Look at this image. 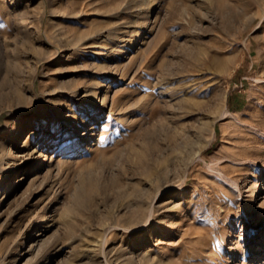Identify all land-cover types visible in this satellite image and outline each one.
Listing matches in <instances>:
<instances>
[{
  "label": "rangeland",
  "instance_id": "rangeland-1",
  "mask_svg": "<svg viewBox=\"0 0 264 264\" xmlns=\"http://www.w3.org/2000/svg\"><path fill=\"white\" fill-rule=\"evenodd\" d=\"M261 182L264 0H0V264H264Z\"/></svg>",
  "mask_w": 264,
  "mask_h": 264
},
{
  "label": "bare ground",
  "instance_id": "bare-ground-1",
  "mask_svg": "<svg viewBox=\"0 0 264 264\" xmlns=\"http://www.w3.org/2000/svg\"><path fill=\"white\" fill-rule=\"evenodd\" d=\"M152 25H153V24H152ZM152 27H153V26H152ZM23 31H25L27 35H33V32H32V31H29V30H23ZM24 34H25V33H24ZM5 49H6V51H11L10 48H5ZM166 88H167V87H166ZM167 89H168V88H167ZM167 89H165V87H164V90H163V89H162V90L165 92ZM167 91H168V90H167ZM167 91H166V92H167ZM166 92H165V93H166ZM168 92H169V91H168ZM169 93H170V92H169ZM169 93H168V94H169ZM171 93H172V92H171ZM224 111H225V110H224ZM225 113H226V114H228V113L230 114V110L226 109ZM89 114H90V113H89ZM222 115H223V114H222ZM223 116H224V115H223ZM218 117H219V116H218ZM93 118H94V117H93ZM81 123H83V122L81 121ZM71 131H72V130H71ZM246 148H247V147H246ZM246 151H247V150H246ZM45 152H46V150H45ZM248 152L250 153V151H248ZM16 155H19V154H16ZM234 155H235V158H239V159H240V158H244V156H242L243 153H241V152H240V153H235ZM198 156L201 157V154L198 153ZM45 159H46V158H45V156H44V160H45ZM163 163H164V162H162V165H163ZM160 164H161V162H160ZM38 167H40V165H37V166H36V168H38ZM165 167H166V166H165ZM168 167H169V165H168ZM156 168H157V167H156ZM252 171H254V170H252ZM151 173H152V172H151ZM166 174H167V169L163 168V166H162V167H159V166H158V169H156V170L152 173V175H149V176H151L152 182H153V179H154V181H155V179H156V180H158V181H160V182H165V180L168 178V177L166 178ZM251 175H252V176H256V174H255L254 172H252ZM167 176H168V175H167ZM149 179H150V177H149ZM160 182H159V183H160ZM165 183H166V182H165ZM167 183H168V182H167ZM167 183H166V184H167ZM166 184H165V185H166ZM161 186H162V185H161ZM158 187H160V185H159ZM160 188H161V187H160ZM254 188H255V191H254L253 195H252V194L250 195L251 198L249 199V202H252V201H254V200L256 199V197H257V196H256V192H257L259 189H262V190H263V189H264V184L261 182L259 185L254 186ZM144 190H145V189H143V191H144ZM147 190H148V189H147ZM136 192H138V191H136ZM145 192H146V190H145ZM143 193H144V192L140 191V193H139V195L137 196V198H138L139 196L143 195ZM148 193H149V191H148ZM137 194H138V193H137ZM144 196L146 197V196H147V193H146V195H143V199H144ZM255 196H256V197H255ZM139 199H140V198H138V200H139ZM141 199H142V197H141ZM138 200H135V202H136V201L138 202ZM144 200H145V199H144ZM140 201H141V200H140ZM137 202H136V203H137ZM138 203H139V202H138ZM137 205H138V204H137ZM137 205H136V206H137ZM143 205H144V204H143ZM139 206H140V205H139ZM139 206H138V207H139ZM136 209H137V208H136Z\"/></svg>",
  "mask_w": 264,
  "mask_h": 264
}]
</instances>
